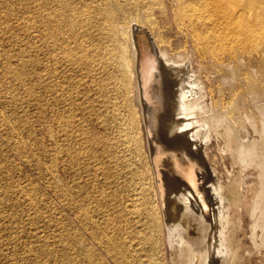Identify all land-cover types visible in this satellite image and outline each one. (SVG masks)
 <instances>
[{"label": "bare ground", "instance_id": "bare-ground-1", "mask_svg": "<svg viewBox=\"0 0 264 264\" xmlns=\"http://www.w3.org/2000/svg\"><path fill=\"white\" fill-rule=\"evenodd\" d=\"M79 7L63 24L71 34L55 43L61 58L80 63V175L94 173L97 186L92 193L80 181V226L99 245L80 237L82 256L104 264V249L113 264H164V244L165 264H244L248 216L252 249L263 253L264 0ZM169 11L183 39L171 34ZM22 64L2 62L31 94ZM212 137L240 161L227 184L213 168Z\"/></svg>", "mask_w": 264, "mask_h": 264}, {"label": "rangeland", "instance_id": "rangeland-1", "mask_svg": "<svg viewBox=\"0 0 264 264\" xmlns=\"http://www.w3.org/2000/svg\"><path fill=\"white\" fill-rule=\"evenodd\" d=\"M38 1L41 6L32 0H0V264H89L80 253V237L96 248L99 245L91 238V229L80 226V181L89 182L92 193L97 186L94 173L80 175V63L63 60L55 43L71 34L63 24L77 19L80 0ZM169 15L172 36L183 39L171 11ZM76 29L80 31V26ZM69 44L80 59L79 44ZM6 58L14 65L24 62L21 75L31 94L5 72ZM206 100L208 104L211 98ZM208 143L217 164L213 168H218L221 183L227 184L240 161L230 158L229 150L222 151L214 137ZM127 154L128 162L135 161ZM117 187L123 193L131 189ZM95 194L93 199L85 198L90 207L97 205ZM245 222L243 263L264 264V247L263 253L255 252L247 236L249 216ZM71 240L74 244L67 246ZM161 250L165 264L169 250L164 244ZM99 252L102 263L113 264L108 252Z\"/></svg>", "mask_w": 264, "mask_h": 264}]
</instances>
